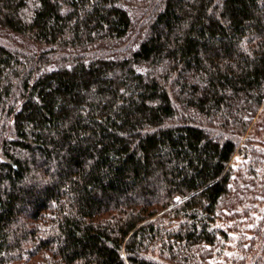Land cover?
Returning <instances> with one entry per match:
<instances>
[{
	"label": "trees",
	"instance_id": "trees-1",
	"mask_svg": "<svg viewBox=\"0 0 264 264\" xmlns=\"http://www.w3.org/2000/svg\"><path fill=\"white\" fill-rule=\"evenodd\" d=\"M263 139L264 0H0V264H264Z\"/></svg>",
	"mask_w": 264,
	"mask_h": 264
},
{
	"label": "rangeland",
	"instance_id": "rangeland-1",
	"mask_svg": "<svg viewBox=\"0 0 264 264\" xmlns=\"http://www.w3.org/2000/svg\"><path fill=\"white\" fill-rule=\"evenodd\" d=\"M256 126H254L251 130V134L254 137H256ZM244 163L245 158L243 154L238 152L232 160L233 167L240 168V166ZM257 220L258 216H256L255 213L250 212V214L243 215V213L238 212V214H235L234 217L228 219L224 218L223 221H219L218 224L220 227L230 229L231 238L227 244L223 242L220 246L212 249L210 258H208L209 260L207 261L213 264H228L230 259L242 257L243 254L241 253V249H238V239L239 237H244L246 239L250 238L252 236L250 228Z\"/></svg>",
	"mask_w": 264,
	"mask_h": 264
}]
</instances>
